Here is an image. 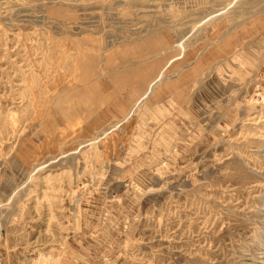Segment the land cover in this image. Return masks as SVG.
Instances as JSON below:
<instances>
[{
    "label": "rangeland",
    "instance_id": "obj_1",
    "mask_svg": "<svg viewBox=\"0 0 264 264\" xmlns=\"http://www.w3.org/2000/svg\"><path fill=\"white\" fill-rule=\"evenodd\" d=\"M2 264H264V0H0Z\"/></svg>",
    "mask_w": 264,
    "mask_h": 264
},
{
    "label": "built area",
    "instance_id": "obj_2",
    "mask_svg": "<svg viewBox=\"0 0 264 264\" xmlns=\"http://www.w3.org/2000/svg\"><path fill=\"white\" fill-rule=\"evenodd\" d=\"M0 264H2V258L0 257Z\"/></svg>",
    "mask_w": 264,
    "mask_h": 264
}]
</instances>
